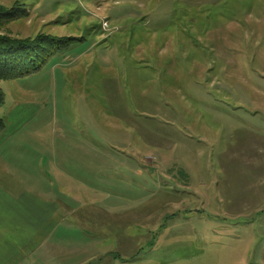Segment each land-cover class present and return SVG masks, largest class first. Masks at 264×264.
Returning <instances> with one entry per match:
<instances>
[{"label": "rangeland", "instance_id": "1", "mask_svg": "<svg viewBox=\"0 0 264 264\" xmlns=\"http://www.w3.org/2000/svg\"><path fill=\"white\" fill-rule=\"evenodd\" d=\"M16 5L4 34L76 40L0 81V116L98 134L110 196L167 232L156 258L264 264V0H0Z\"/></svg>", "mask_w": 264, "mask_h": 264}, {"label": "crops", "instance_id": "2", "mask_svg": "<svg viewBox=\"0 0 264 264\" xmlns=\"http://www.w3.org/2000/svg\"><path fill=\"white\" fill-rule=\"evenodd\" d=\"M3 104L4 99L0 109ZM263 116L250 118L259 124L255 126L262 138ZM0 118L5 122L0 132V264L186 263L156 258L158 244L167 246L161 244L167 232L163 237V231L141 226L147 218L157 221L156 216L124 207L129 199L123 194L110 196L114 151L98 149V134L94 145L74 129H50L49 121L13 124V111L8 122ZM202 202L212 199L203 193ZM248 202L252 199L225 201ZM118 203L121 207L115 208ZM233 214L229 216H239ZM146 245L149 252L143 255Z\"/></svg>", "mask_w": 264, "mask_h": 264}, {"label": "trees", "instance_id": "3", "mask_svg": "<svg viewBox=\"0 0 264 264\" xmlns=\"http://www.w3.org/2000/svg\"><path fill=\"white\" fill-rule=\"evenodd\" d=\"M23 11L19 5L9 9L0 6V81L39 71L53 55L66 49L69 42L76 40L72 37L55 38L44 34L20 39L4 34L7 23L24 16ZM3 99L0 90V106ZM4 129L5 122L0 118V132Z\"/></svg>", "mask_w": 264, "mask_h": 264}, {"label": "built area", "instance_id": "4", "mask_svg": "<svg viewBox=\"0 0 264 264\" xmlns=\"http://www.w3.org/2000/svg\"><path fill=\"white\" fill-rule=\"evenodd\" d=\"M105 26H106V24H105V23H103V24H102V27H105Z\"/></svg>", "mask_w": 264, "mask_h": 264}]
</instances>
